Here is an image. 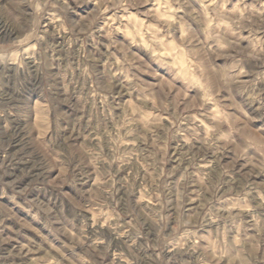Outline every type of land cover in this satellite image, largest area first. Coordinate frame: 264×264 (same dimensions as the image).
<instances>
[{
  "label": "rangeland",
  "instance_id": "1",
  "mask_svg": "<svg viewBox=\"0 0 264 264\" xmlns=\"http://www.w3.org/2000/svg\"><path fill=\"white\" fill-rule=\"evenodd\" d=\"M0 264H264V0H0Z\"/></svg>",
  "mask_w": 264,
  "mask_h": 264
}]
</instances>
